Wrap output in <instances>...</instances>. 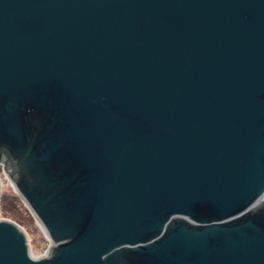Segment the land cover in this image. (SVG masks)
Masks as SVG:
<instances>
[{
	"label": "water",
	"instance_id": "1",
	"mask_svg": "<svg viewBox=\"0 0 264 264\" xmlns=\"http://www.w3.org/2000/svg\"><path fill=\"white\" fill-rule=\"evenodd\" d=\"M0 165V264H264V0H0Z\"/></svg>",
	"mask_w": 264,
	"mask_h": 264
},
{
	"label": "rangeland",
	"instance_id": "2",
	"mask_svg": "<svg viewBox=\"0 0 264 264\" xmlns=\"http://www.w3.org/2000/svg\"><path fill=\"white\" fill-rule=\"evenodd\" d=\"M0 180H1V183L3 184V191L16 192L13 186L11 185L10 181L8 180L7 176L5 175L2 166H0ZM21 201H22L23 206L20 209H21L22 216L25 219V224L24 225L20 224V225L27 232L29 242H30V245L33 251L37 254L42 255L48 249L50 242L47 239L46 235L44 234L39 223L37 222V220L31 213L29 208L27 207V205L24 203L22 199ZM0 217L12 219V218L3 216L1 212H0Z\"/></svg>",
	"mask_w": 264,
	"mask_h": 264
},
{
	"label": "trees",
	"instance_id": "3",
	"mask_svg": "<svg viewBox=\"0 0 264 264\" xmlns=\"http://www.w3.org/2000/svg\"><path fill=\"white\" fill-rule=\"evenodd\" d=\"M22 201L16 192L3 191L1 197V213L5 217L12 218L21 225L25 219L21 213Z\"/></svg>",
	"mask_w": 264,
	"mask_h": 264
},
{
	"label": "built area",
	"instance_id": "4",
	"mask_svg": "<svg viewBox=\"0 0 264 264\" xmlns=\"http://www.w3.org/2000/svg\"><path fill=\"white\" fill-rule=\"evenodd\" d=\"M0 166H2V165H0ZM2 168H3V166H2ZM3 171H4V169H3ZM5 173V172H4Z\"/></svg>",
	"mask_w": 264,
	"mask_h": 264
},
{
	"label": "clouds",
	"instance_id": "5",
	"mask_svg": "<svg viewBox=\"0 0 264 264\" xmlns=\"http://www.w3.org/2000/svg\"><path fill=\"white\" fill-rule=\"evenodd\" d=\"M101 99H104L103 97Z\"/></svg>",
	"mask_w": 264,
	"mask_h": 264
}]
</instances>
